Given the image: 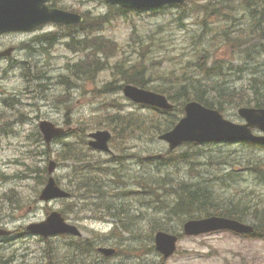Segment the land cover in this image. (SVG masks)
I'll use <instances>...</instances> for the list:
<instances>
[{
	"label": "rangeland",
	"instance_id": "1",
	"mask_svg": "<svg viewBox=\"0 0 264 264\" xmlns=\"http://www.w3.org/2000/svg\"><path fill=\"white\" fill-rule=\"evenodd\" d=\"M59 1L64 6L91 11L94 19L100 14H108V21L99 29H94V36L112 40L116 48H105V55L98 57L86 50L74 52L64 42H60L51 50L30 49L27 44L21 46V42L29 40L35 33L55 29L52 25L24 35L0 37L2 50L10 46L16 47L15 53L9 58L0 59V120L5 129L0 132V220L7 228L17 229L20 234L24 233L13 240L0 242V249L9 254L4 258L14 260V264H36L38 256L45 254L47 244L28 234L26 226L44 220L49 209L57 208L63 210L69 220L80 225L83 232L80 241L92 239L101 245L127 246L120 256L108 259L99 257L102 264L162 263V256L152 248L150 241L152 222H167L171 229L182 231L183 220L169 214V207L174 202L171 198L177 196L175 187L182 181H196L205 187L208 186L219 197L222 205L226 204L225 200H230L232 203L243 201L264 206V181L253 168L246 167V160H264V154H253L239 143L185 144L173 153L175 158L188 153L187 157L192 162L184 161L176 166L172 162L168 165L161 163L157 170L153 164L139 168V163L143 162L141 157L151 153L164 156L169 149L168 145L155 137L151 138L150 134L134 132L129 135L122 128L110 124V114L116 112L121 105L124 114L132 111L143 114V111L148 110L130 103L122 91L106 95L100 92L105 84L115 82L120 76L122 65L127 67L140 62L147 66L155 80L151 86L163 84L178 89L181 84H186L188 79L199 83L204 78L209 80L205 73L200 74L196 66L199 56L205 50L210 65L219 62L221 76L225 77L228 87L235 88V95L241 94L237 92V88H254L260 83L261 90L264 91V54L257 53L256 59L247 56V53L253 50V45L247 48L238 44L237 34H233L234 22L210 21L208 12H204L201 5L215 0H194L182 8L169 7L157 13L130 11L125 16H114L115 11L103 0ZM234 6L232 14L238 16L239 8L235 3ZM214 10L218 13L224 12L219 8ZM246 21L247 15H243L240 23L245 24ZM82 57L95 58L99 66L102 65L100 57L105 60V67L96 79L91 80L88 77V80H76L72 76L69 66L80 62ZM63 76L75 84L70 101H66L62 95L67 91L60 83ZM10 96L13 99H10ZM223 105L226 107V115L240 122L236 102L224 101ZM68 117L72 118V124ZM42 119H49L60 125L68 123L72 129L85 128L86 143L82 144L81 154L88 158L87 162L93 166L98 164L103 168L105 162L117 163L115 166L121 177H114L113 171H109L105 178V182L114 188L102 182H90L83 177L81 168L84 165L74 167L79 171L73 177V169L70 168H73L74 163L63 159L69 154V148H66L64 143L69 142L71 138L64 137L48 147L38 128ZM99 128H107L113 132V153L99 156L89 150L87 134ZM77 140L81 144V139L77 137ZM76 149L78 150V147ZM88 150L98 160H94L93 156L89 157ZM49 160L56 161L55 174L61 183L67 187L70 184L81 192V203L77 201V197L71 202L65 200L49 205L39 200L40 186L34 175H37L38 168L47 167ZM261 168L264 173V165ZM134 174L146 178H167V182L171 180L172 184H162V188L157 191L139 189L137 185L133 186L131 181ZM92 177L94 176L90 175V178ZM109 177L112 179L109 180ZM67 179L70 181L67 182ZM126 188L142 190V194L138 199L125 197L118 190ZM87 189L97 190L98 193L91 194ZM159 193H162L161 197L165 200L164 205L160 201L151 202L160 196ZM94 200L105 201V206L111 203L109 209L121 211L119 215L122 218L127 208L130 212L139 208V218L129 224L128 231L122 228L121 224L118 227L111 217L104 216V213L108 212L107 209L88 205ZM121 203L124 208L113 209ZM60 239L56 246L59 250L58 257L47 259L46 263L85 264L83 261L92 257V250L72 256L71 248L63 244L65 239ZM71 241L75 245L78 240ZM163 264H264V237L251 238L230 232L201 236L183 235L177 252L163 260Z\"/></svg>",
	"mask_w": 264,
	"mask_h": 264
},
{
	"label": "trees",
	"instance_id": "2",
	"mask_svg": "<svg viewBox=\"0 0 264 264\" xmlns=\"http://www.w3.org/2000/svg\"><path fill=\"white\" fill-rule=\"evenodd\" d=\"M233 1L239 8L237 9L239 13L238 16H234L232 14V10L235 8ZM202 7L204 12H208L207 16L210 18V21L217 23L229 20L232 23L234 22L235 28L233 34H237L236 38L238 39V44H242L247 48L250 45H253V50L247 53L248 57L250 56L252 59H256L258 57L257 53L264 54V0H215L203 5ZM115 8L116 15H124L127 11L120 7ZM215 8L222 9L224 12L218 13L214 10ZM243 15H247V21L245 24L240 23V19ZM107 17L108 15H99L97 18L92 19V24L85 21L83 24L78 26H69L67 28V35L71 37L73 44L77 43L78 48L83 50L86 49V51H88V42L93 50L94 56L99 57L100 55H105V48L106 50H113L116 48L115 42L112 40H103L99 36H93V38L91 37L94 35L95 28L99 29V27L107 22ZM204 21L207 22L206 19H204ZM226 36L229 37L227 33ZM207 58L208 55L206 53H202L200 55L198 66L200 67V74L205 73L209 77V80H205L206 78H204L203 80H200L204 83H199V81L188 79L185 83L187 84L188 81L191 82L187 85L181 84L178 89H174L171 86L163 84L151 88L150 85L153 83L154 78L150 75L147 66L143 62L132 64L127 67L122 65L120 67V76L115 80V82L111 81L101 88L100 92L102 95L120 92L123 86V84L119 83L121 80L125 83H133L140 87L150 88L165 94L173 103H175V108L170 112L153 109V111L158 112H154V115L146 114V112H144V114L137 115L134 113H122L123 107L121 105L116 112L110 114V124L122 128L126 131V133L139 131L140 133L150 134L151 138H154L158 134L164 133L176 125L184 114L185 104L191 100H197L208 107L217 108L222 112L225 111L223 105L224 101H235L237 106L239 104H244L249 106L253 105L255 107H264V91L261 90V83L259 86H254V88L248 86L242 87L241 89L237 88V92L241 94L235 95V88L228 87L225 82V77L221 76V66L215 64L214 68L205 69ZM100 60L102 63L101 66H99V62L92 57H89L84 63H79L77 65V76L81 77L80 69H83V72H88L87 74L88 76H91V79H96L98 73L104 69L103 67H105V60L101 57ZM213 72H215V74H213ZM212 75H214V77ZM190 86H193L192 89L189 88ZM228 89L231 90L228 91ZM234 98L239 100H235ZM81 139L84 140V137H81ZM75 143H78V141L74 143H67L66 148H69V154L65 156L64 159L71 160L73 162L76 161L78 164L84 165V167L81 168L83 170L82 176L89 179V181L96 179V176L90 178V173L92 171H99L102 167L100 165L93 166L89 164L87 162L88 158L81 154V149H76ZM243 146L250 152H254V154H257L258 152L262 154L264 152V142H247L243 143ZM187 155L188 153H184L178 158H175V155L170 153L167 161L169 164L172 162L176 165L184 161L192 162ZM148 162L150 163L152 161ZM144 163L145 162L143 161L142 164ZM249 164L248 168H257L259 165L264 164V162L261 158H259L256 161H249ZM78 171L79 170L77 168L74 169L73 177L77 175ZM256 171L260 178L264 180L263 172L261 170ZM139 178L143 183H146L148 186H152L155 189H158L161 184H165L168 180L167 178L158 176H150L149 178L140 176ZM170 181L171 180L166 183H171ZM94 183H97V181ZM174 192L177 196L171 198L174 202H172V205L169 207L170 215L183 217L184 219L201 218L203 216L210 215L235 218L241 221L252 219L255 227V233L253 235L257 237H264L263 205H256V203L251 205L250 203L243 201L232 203L230 200H225L226 204L222 205L219 197L212 192L211 188H208V186L205 187L201 185L200 182L196 181H182L175 187ZM89 193L94 194L98 192L97 190H91ZM129 194L130 192L125 193L126 196ZM100 200H102V198ZM154 201H160L163 205L165 202L161 197H156ZM117 206L118 207H114L113 209L121 207L124 208L122 203ZM127 211H129L128 208L123 212V217H133V215L129 213L130 211ZM167 225V222L156 223L154 221L152 222V229L168 230L169 228L166 227ZM63 244H65L67 248H71L72 256L78 255L77 253L87 250L96 251V246L93 241H78L75 245H73V241L66 240ZM54 256L55 255L52 257ZM78 260L83 261L81 259ZM83 262L85 264H98V261L96 260H87Z\"/></svg>",
	"mask_w": 264,
	"mask_h": 264
},
{
	"label": "water",
	"instance_id": "3",
	"mask_svg": "<svg viewBox=\"0 0 264 264\" xmlns=\"http://www.w3.org/2000/svg\"><path fill=\"white\" fill-rule=\"evenodd\" d=\"M48 0H0V33L8 31H30L47 23H79L83 17L60 9L49 8ZM107 3L119 4L126 8L152 9L165 4L183 3L186 0H105ZM3 53H0L2 55ZM124 94L138 103L149 104L164 109H172L164 95L153 91L145 90L134 85H126ZM186 115L180 120L175 128L160 138L167 141L171 149H175L184 142H210V141H238V140H263L264 136L254 135L252 129L258 127L264 131V109L241 108L239 114L247 120L246 124L232 122L226 119L223 114L215 109L208 108L203 104L192 101L185 106ZM40 128L45 135L47 143L53 137L62 132L49 121H43ZM95 140L90 145L96 149L109 151L108 141L111 138L109 131H98L92 133ZM55 163L50 166V173L53 172ZM69 193L57 187L55 179L50 178L42 192L41 199L49 200L56 197H68ZM35 233L44 235L57 233H72L80 235V231L65 221V218L58 212H53L47 221L32 224L29 227ZM188 235H197L204 232L219 229L235 230L239 233H251L253 227L245 225L237 220L222 217H209L188 221L184 226ZM0 229V234H5ZM178 237L166 232H159L156 235L157 249L170 256L176 249ZM106 255H112L113 249H101Z\"/></svg>",
	"mask_w": 264,
	"mask_h": 264
},
{
	"label": "bare ground",
	"instance_id": "4",
	"mask_svg": "<svg viewBox=\"0 0 264 264\" xmlns=\"http://www.w3.org/2000/svg\"><path fill=\"white\" fill-rule=\"evenodd\" d=\"M214 20V19H213ZM9 61V60H8ZM228 69V68H227ZM36 70V69H35ZM222 70V69H221ZM236 70V69H235ZM221 73V72H220ZM241 73V72H240ZM36 75V74H35ZM137 139V138H136ZM114 150V149H113ZM100 158V157H99ZM91 161H93V160H91ZM98 165V164H97ZM88 167V166H87ZM98 171V170H97ZM77 179V178H76ZM162 179V178H161ZM129 181V180H128ZM78 182V181H77ZM129 183H130V181H129ZM134 183V182H133ZM132 184V183H131ZM172 184V183H171ZM104 187V186H103ZM77 188V187H76ZM82 190V189H81ZM111 191V190H110ZM89 192H90V190H89ZM86 193V192H85ZM104 193V192H103ZM94 194H96V193H94ZM106 194V193H105ZM90 195V194H89ZM100 195V194H99ZM155 195V194H154ZM166 195V194H165ZM108 196H110V195H108ZM112 196V195H111ZM114 196V195H113ZM81 197V196H80ZM92 197V196H91ZM117 197V196H116ZM123 197V196H122ZM124 198V197H123ZM181 198V197H180ZM82 199V198H81ZM112 199V198H111ZM110 200V199H109ZM113 200V199H112ZM126 200V199H125ZM84 201V200H83ZM86 201V200H85ZM127 201V200H126ZM134 201V200H133ZM110 202V201H109ZM123 203V202H122ZM87 204V203H86ZM111 204V203H110ZM145 205V204H144ZM137 206V205H136ZM144 207V206H143ZM163 207V206H162ZM139 209V208H138ZM90 211V210H89ZM154 211V210H153ZM159 211V210H158ZM171 212V211H170ZM90 219V218H89ZM138 220V219H137ZM148 220V219H147ZM115 221V220H114ZM80 226V225H79ZM82 229V228H81ZM92 237V236H91ZM100 238V237H99ZM86 240V239H85ZM62 242V241H61ZM68 243V242H67ZM138 245V244H137ZM88 246V245H87ZM56 262V261H55Z\"/></svg>",
	"mask_w": 264,
	"mask_h": 264
},
{
	"label": "flooded vegetation",
	"instance_id": "5",
	"mask_svg": "<svg viewBox=\"0 0 264 264\" xmlns=\"http://www.w3.org/2000/svg\"><path fill=\"white\" fill-rule=\"evenodd\" d=\"M16 231H17V229L13 230V232H14L13 234H14V235H13V236L11 235L12 237H17V236H19V235L21 236V235L24 234V233H22V234H15ZM12 237H11V238H12ZM5 240H11V239L8 238V237H7V238H1V239H0V241H5ZM41 242H43V241H41ZM14 263H15V262H14Z\"/></svg>",
	"mask_w": 264,
	"mask_h": 264
}]
</instances>
